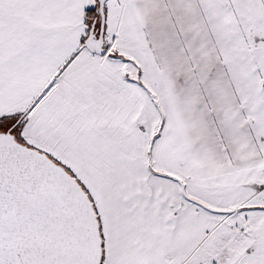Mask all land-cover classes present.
Instances as JSON below:
<instances>
[{
	"label": "crops",
	"instance_id": "crops-1",
	"mask_svg": "<svg viewBox=\"0 0 264 264\" xmlns=\"http://www.w3.org/2000/svg\"><path fill=\"white\" fill-rule=\"evenodd\" d=\"M180 2L188 0H108L107 54L83 49L74 58L96 0H0V119L30 110L19 138L90 194L102 264H264L263 144H160L161 134L151 147L155 173L148 167L155 106L125 58L140 66L143 21ZM231 4L230 29L254 33L258 45L248 43L264 50V0ZM168 15L173 23L181 14ZM217 118L236 124L232 109Z\"/></svg>",
	"mask_w": 264,
	"mask_h": 264
},
{
	"label": "rangeland",
	"instance_id": "rangeland-1",
	"mask_svg": "<svg viewBox=\"0 0 264 264\" xmlns=\"http://www.w3.org/2000/svg\"><path fill=\"white\" fill-rule=\"evenodd\" d=\"M224 1L188 0L173 5L172 10L166 6L167 10L163 7L149 14L136 44L140 66L130 54L125 58L130 77L144 83L162 108V127L155 108L152 114L157 133L164 135L160 144L264 145V50L248 43L254 40L258 45L260 38L254 33L230 29L227 13L235 12V5L232 0ZM170 12L181 15L172 23ZM94 17L99 29L100 17L96 13ZM257 21L252 22L259 27ZM258 88L263 91L259 93ZM229 109L236 122L232 129L215 123L225 121L217 116ZM20 118L0 119V130L10 129ZM204 119L210 122L207 127Z\"/></svg>",
	"mask_w": 264,
	"mask_h": 264
},
{
	"label": "water",
	"instance_id": "water-1",
	"mask_svg": "<svg viewBox=\"0 0 264 264\" xmlns=\"http://www.w3.org/2000/svg\"><path fill=\"white\" fill-rule=\"evenodd\" d=\"M98 2L100 28L94 20L84 49L104 57L108 0ZM29 112L0 130V264H102L99 222L88 196L63 167L17 137Z\"/></svg>",
	"mask_w": 264,
	"mask_h": 264
},
{
	"label": "trees",
	"instance_id": "trees-1",
	"mask_svg": "<svg viewBox=\"0 0 264 264\" xmlns=\"http://www.w3.org/2000/svg\"><path fill=\"white\" fill-rule=\"evenodd\" d=\"M97 1V8H96V10H95V13H96V15H97V10H98V7H99V0H96ZM95 19V18H94ZM93 19V20H94ZM84 43H85V41L83 42V44H82V47H81V50H79V52H77V54L74 56V58L80 53V51H82L83 49H84ZM74 58H72L70 61H73V59ZM70 63V62H69ZM68 65V64H67ZM136 82L147 92V94L149 95V97L151 98V100H152V102H153V104H154V106H155V108H156V110H157V112H158V114H159V116H160V120H161V125H160V127H162L163 126V124H164V113H163V111H162V108H161V106H160V104L159 103H157L154 99H153V95H152V93H151V91L144 85V83H142V82H140V81H138V80H136ZM44 95V94H43ZM42 97V95L38 98V99H40ZM38 101V100H37ZM36 103V102H35ZM160 137V133H156V135L152 138V140H151V144L149 145V148H148V167H149V169L153 172V173H155L154 172V170H153V168H152V163H151V147H152V144L154 143V141L157 139V138H159ZM18 139H19V141L20 142H22L23 144H25L19 137H18ZM28 148H30V149H33V150H37V149H35V148H33V147H31V146H29L28 144H25ZM40 152V151H39ZM42 153V152H41ZM47 155V154H46ZM47 157L49 158V159H51L56 165H58V166H61L55 159H53L52 157H50L49 155H47ZM61 167H63V166H61ZM64 168V167H63ZM73 178H75L66 168H64ZM76 179V178H75ZM76 181H77V183L79 184V186L82 188V190H83V192L88 196V198H89V201H90V203L93 205V210H94V212H95V214H96V216H97V219H98V222H99V228H100V236H101V240H102V232H101V224H100V220H99V214H98V211H97V208H96V205H95V203H94V201L92 200V198H91V196H90V194L87 192V190L81 185V183L76 179ZM198 205H200V204H198ZM202 208H204V206H202V205H200Z\"/></svg>",
	"mask_w": 264,
	"mask_h": 264
},
{
	"label": "flooded vegetation",
	"instance_id": "flooded-vegetation-1",
	"mask_svg": "<svg viewBox=\"0 0 264 264\" xmlns=\"http://www.w3.org/2000/svg\"><path fill=\"white\" fill-rule=\"evenodd\" d=\"M9 129H6V130H4V131H8Z\"/></svg>",
	"mask_w": 264,
	"mask_h": 264
}]
</instances>
